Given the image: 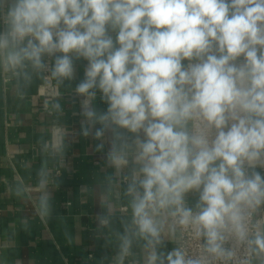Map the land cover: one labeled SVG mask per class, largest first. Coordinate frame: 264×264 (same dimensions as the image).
<instances>
[{
  "label": "clouds",
  "instance_id": "9594fccd",
  "mask_svg": "<svg viewBox=\"0 0 264 264\" xmlns=\"http://www.w3.org/2000/svg\"><path fill=\"white\" fill-rule=\"evenodd\" d=\"M0 23L14 75L63 81L87 61L83 134L130 168L121 264L132 236L145 264H264V0H0ZM178 230L199 256L163 250Z\"/></svg>",
  "mask_w": 264,
  "mask_h": 264
},
{
  "label": "crops",
  "instance_id": "0c3cea01",
  "mask_svg": "<svg viewBox=\"0 0 264 264\" xmlns=\"http://www.w3.org/2000/svg\"><path fill=\"white\" fill-rule=\"evenodd\" d=\"M86 67L74 58L73 78H54L56 97L45 101L42 72L29 65L13 75L0 66V264H121V237L132 218L131 181L124 178L130 168L118 173L107 160V139L98 149L101 141L83 134L75 88ZM93 104L107 107L99 94ZM197 200L196 192L186 195L190 207ZM179 241L177 233L166 236L163 250ZM144 245L132 236L123 264H145Z\"/></svg>",
  "mask_w": 264,
  "mask_h": 264
},
{
  "label": "built area",
  "instance_id": "2783aa9c",
  "mask_svg": "<svg viewBox=\"0 0 264 264\" xmlns=\"http://www.w3.org/2000/svg\"><path fill=\"white\" fill-rule=\"evenodd\" d=\"M45 59L48 60L49 64H51V60H49L47 57H45ZM42 81H43L42 97L44 98V100L47 101L55 98L56 97L55 81L54 78L51 76L50 71L42 72ZM260 170L262 173H264V169H260ZM177 234L179 235L180 238L178 247H183L189 256L195 258L202 253V248H201L202 240L198 241L194 239L187 232H183L180 230L177 231ZM237 255L238 257H243L244 256L243 249L238 250ZM124 264H137V262L129 258ZM211 264H216V262L212 261Z\"/></svg>",
  "mask_w": 264,
  "mask_h": 264
}]
</instances>
